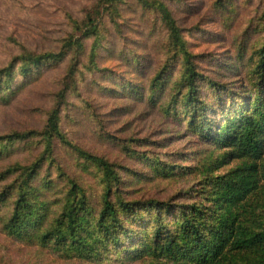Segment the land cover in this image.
<instances>
[{"label": "trees", "instance_id": "obj_1", "mask_svg": "<svg viewBox=\"0 0 264 264\" xmlns=\"http://www.w3.org/2000/svg\"><path fill=\"white\" fill-rule=\"evenodd\" d=\"M90 1L81 20L70 21L71 31L56 52L23 49L0 68L2 102L40 80L45 69L66 62L41 128L0 135L1 232L26 248L88 264H264V0H258L261 12L252 29L262 34L260 40L237 48L232 65L243 66L245 84L235 90L203 75V57L191 53L185 30L167 5L179 0H135L142 17L151 16L164 33V61L151 75L141 55L114 51L106 41L121 32L126 0ZM106 52L119 55L130 71L101 67ZM85 74L109 80V86L98 87L100 93L145 101L182 126L181 134L195 138V152L176 150L153 159L152 152L139 150L166 149L179 138L177 132H162L160 139H117L125 158L151 175L191 179L179 199L137 197L139 189L132 185L147 177L144 172L89 153L63 132L67 98L77 93ZM18 75L23 86L13 87ZM142 76L145 85L135 80ZM17 151L25 161H11ZM58 151L73 164L62 165Z\"/></svg>", "mask_w": 264, "mask_h": 264}, {"label": "rangeland", "instance_id": "obj_2", "mask_svg": "<svg viewBox=\"0 0 264 264\" xmlns=\"http://www.w3.org/2000/svg\"><path fill=\"white\" fill-rule=\"evenodd\" d=\"M226 1L220 2V5L227 6L224 10L216 5V0H179L168 2L167 5L179 27L185 30V40L189 43L191 53L203 57V75L219 85L235 90L244 81L243 66L232 65L236 61L237 48L245 46L248 49L260 40L262 34L252 29L256 27L261 9L258 0H229L228 4ZM91 3L90 0H0V68L5 67L23 49L36 55L56 52L60 46L59 41L71 31L70 21H80L83 10ZM139 11L135 0H126V4L120 7L118 23L121 32H114L106 41L109 47L113 46L114 51L125 49L141 55L147 64V75H151L164 61L160 49L164 33L162 28L154 24L151 16L142 17ZM113 55L114 52L111 55L103 53L100 66L111 68L116 73L130 71L126 63L119 60V55L116 56L118 58H113ZM65 65L66 62H63L45 69L40 80L32 81L31 85L24 86L13 96L9 93L6 95L5 100L0 102V135L9 131L41 128L54 104L58 83L64 77ZM143 76L135 78L140 85L147 82V77L142 79ZM94 80L99 81V86L92 84ZM23 83L24 80L18 75L13 87L23 86ZM109 84L108 79H100L96 74L79 77L77 93L69 95L68 105L61 114L63 132L89 153L134 168L138 173L144 172L147 177L135 180L132 185L133 189H139L137 197L159 201L179 199L177 194L189 189L191 179H161L151 175L148 169L125 158L122 151L124 144L117 142V139H160L162 132L166 136L177 132L179 138L167 144L166 149L139 150L152 152L150 159L155 154L162 156L176 150L195 152L199 144H196L195 138L181 134L184 129L182 126H177L172 119L150 108L147 102L135 97L115 98L112 94L99 92L98 87L104 88ZM211 94V91H207V95ZM58 156L62 165L73 164V159L66 152L58 151ZM11 159L25 161V155L17 151ZM162 160L167 161L165 158ZM174 162L179 163L176 159ZM188 164L186 162L184 165ZM174 203L181 204L184 201L176 200ZM4 212L5 209L0 211V219ZM1 228L0 220V264H88L60 260L47 252L26 248L7 238Z\"/></svg>", "mask_w": 264, "mask_h": 264}]
</instances>
